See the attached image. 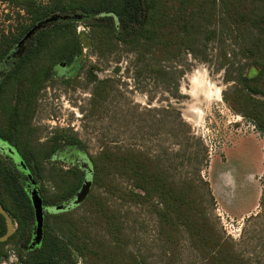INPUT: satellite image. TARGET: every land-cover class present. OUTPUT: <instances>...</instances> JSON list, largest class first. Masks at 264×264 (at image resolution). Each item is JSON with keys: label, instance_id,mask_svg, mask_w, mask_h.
Returning a JSON list of instances; mask_svg holds the SVG:
<instances>
[{"label": "trees", "instance_id": "16d2710c", "mask_svg": "<svg viewBox=\"0 0 264 264\" xmlns=\"http://www.w3.org/2000/svg\"><path fill=\"white\" fill-rule=\"evenodd\" d=\"M0 3L8 7L11 14L7 17L13 19V24L0 29V141L17 151L40 186L44 209L54 211L70 204L88 177L77 166L68 170L47 168V162L64 146L81 147L77 137L63 140V136L55 135L40 143L33 127L40 93L61 65L70 66L82 52L75 15L88 19L93 50L101 58L121 47L142 60L176 61L185 54L196 57L199 47L207 48L219 32L228 30L239 62L234 65L236 76L224 100L235 114L264 130V0ZM91 165L92 190L81 208L99 234L70 211H54L45 217L41 244L30 250L36 229L32 183L15 158L0 150V205L17 225L10 239L0 243V260L14 252L20 264H76L74 254L83 264H147L145 258L128 251L129 236L122 218L107 203L106 197L112 195L124 203L152 207L157 237L172 252V259L180 245V234L185 232L205 264H250L208 218L195 181L175 182L151 157L129 150L103 149L91 159ZM117 177L126 179L130 189L120 187ZM6 231L0 215V237Z\"/></svg>", "mask_w": 264, "mask_h": 264}, {"label": "rangeland", "instance_id": "374dc122", "mask_svg": "<svg viewBox=\"0 0 264 264\" xmlns=\"http://www.w3.org/2000/svg\"><path fill=\"white\" fill-rule=\"evenodd\" d=\"M9 14L0 3V29L13 24ZM73 20L82 52L70 66L61 65L40 93L33 127L40 143L57 135L63 140L75 136L82 145L64 146L47 168L80 167L88 174L91 191V159L103 149L143 153L171 180L195 181L218 232L241 258L264 264V130L235 114L224 100L239 62L228 30L219 32L207 48L199 47L196 57L185 54L176 61L158 62L151 57L142 60L122 47L101 58L93 50L88 19L75 15ZM245 157L240 165L239 159ZM223 170L228 179L221 178ZM115 180L130 189L126 179ZM35 189L40 194V186ZM239 194L251 197L246 204L251 212L235 204ZM106 198L122 218L129 252L147 264H205L185 232L172 259L157 237L151 206L124 203L112 195ZM53 212L45 209L44 220ZM70 212L99 234L81 204ZM74 261L83 264L77 254ZM0 263L20 264L14 252Z\"/></svg>", "mask_w": 264, "mask_h": 264}, {"label": "water", "instance_id": "95a60500", "mask_svg": "<svg viewBox=\"0 0 264 264\" xmlns=\"http://www.w3.org/2000/svg\"><path fill=\"white\" fill-rule=\"evenodd\" d=\"M17 163L22 168V170L27 174L33 186V190L31 192V198H32V203H33V207L35 210V217H36L35 239L33 241V246H35V245H38L42 241V238H43L45 209H44L40 194L35 189L36 183L33 177L31 176L28 168L24 165L23 162L19 160L17 161ZM89 191H90V182L86 180L82 190L79 192V194L75 197V199L70 204L59 206L55 208L54 211L58 213L71 211L72 209H74L75 207L79 206L81 203L84 202V200L87 198L89 194ZM0 215L3 216V218L5 219L6 226H7L6 233L0 237V243H5L14 234V232L17 229V225L14 223L9 213L1 205H0Z\"/></svg>", "mask_w": 264, "mask_h": 264}, {"label": "crops", "instance_id": "0c3cea01", "mask_svg": "<svg viewBox=\"0 0 264 264\" xmlns=\"http://www.w3.org/2000/svg\"><path fill=\"white\" fill-rule=\"evenodd\" d=\"M245 159H246V157H245V158H240V159H239V161H240L239 164L242 165V162L245 164ZM224 171H225V170H223V171H222L223 173H221V178H222V176H223L224 179H228V178H227V177H228V173H224ZM251 174H252V173H251ZM226 186H227V185H226ZM249 201H251V197H248V196H247V198H244L243 195L239 194V195L237 196V200H235V204H237V205L239 206L240 210H241V209H245V208L247 207L245 212H251V210H252L251 205H247V206H246V204H247Z\"/></svg>", "mask_w": 264, "mask_h": 264}, {"label": "flooded vegetation", "instance_id": "af4514ba", "mask_svg": "<svg viewBox=\"0 0 264 264\" xmlns=\"http://www.w3.org/2000/svg\"><path fill=\"white\" fill-rule=\"evenodd\" d=\"M0 144H1L0 147L3 148V149L0 148V150H2L3 152H5L8 155H10L13 158H15L16 161H18V160L21 161V159H20L19 155L17 154V152L14 151V149L12 147H10L9 144H7V143H5L3 141H0ZM32 190H33V186H32L31 192H32ZM34 239H35V237H34ZM34 239H33V241H34ZM33 241H32L31 246L29 247L30 250H34L36 247H38L41 244V242H40L38 245L33 246ZM0 261H2V260H0Z\"/></svg>", "mask_w": 264, "mask_h": 264}, {"label": "bare ground", "instance_id": "6f19581e", "mask_svg": "<svg viewBox=\"0 0 264 264\" xmlns=\"http://www.w3.org/2000/svg\"><path fill=\"white\" fill-rule=\"evenodd\" d=\"M248 182V181H247Z\"/></svg>", "mask_w": 264, "mask_h": 264}]
</instances>
